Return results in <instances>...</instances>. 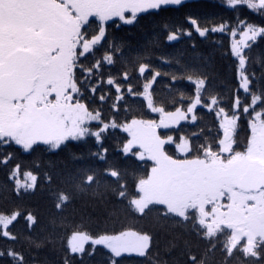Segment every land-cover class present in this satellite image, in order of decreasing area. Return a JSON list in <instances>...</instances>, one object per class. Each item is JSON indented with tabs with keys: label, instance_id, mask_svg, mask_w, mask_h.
<instances>
[{
	"label": "snow or ice",
	"instance_id": "obj_1",
	"mask_svg": "<svg viewBox=\"0 0 264 264\" xmlns=\"http://www.w3.org/2000/svg\"><path fill=\"white\" fill-rule=\"evenodd\" d=\"M186 2L0 0V145L14 144L31 153L47 146L49 151L59 152L73 141L87 142L95 138L100 150L91 155L106 160L105 134L110 128H122L128 133L122 145L123 153H131L145 164L151 162V167L135 175L134 194L128 191L121 171L111 166L106 168L105 173L116 178L117 187L113 192L118 198L127 200L139 214L151 211L150 206H163L160 212L163 219H179L180 223L190 225L198 236L210 241L226 237L222 247L227 255L231 256L240 246L238 250L243 255L258 258L264 251V92L251 93V103L242 102L238 95L229 97L232 102L226 110L220 106L225 102L222 95L208 90L206 74L193 75L186 67L180 75L164 73L142 63L147 56H137L130 63L124 55V49L129 47L127 42H117L109 32L116 23L114 18L125 25H135L141 14L159 13L168 6L182 8ZM226 3L232 9L244 5L264 18V0H226ZM184 20L190 25L189 29L182 25L170 28L166 37L169 42L185 36L192 39L194 33L207 37L229 30L223 17L200 18L186 14ZM239 23H245L246 30L239 41L231 44L230 55L238 61L240 87L249 92L244 49L249 47V41L254 42L264 35V26L237 20ZM230 31L235 37L236 30ZM105 62L111 67L117 63L121 65L115 75L107 72V84L115 85V96H105L100 91ZM136 69L141 75L148 73L143 78L142 92L131 86ZM162 76H168L171 81L187 79L194 86L191 95L180 92L181 106L174 111L156 106L152 89L157 78ZM97 92L100 93L98 97ZM125 93L142 95L147 109L158 113L159 119L129 114L123 123H117L115 117L122 110L120 101ZM97 99L101 102L112 100L108 106L112 116L93 107ZM172 103L175 106L176 101ZM201 105L215 111L219 117L218 131L212 140L194 142L162 131L173 128L189 116L197 120L195 110ZM242 120L250 130L244 142L237 135ZM93 122H96L95 127ZM169 145H174L180 155L170 154ZM14 159L15 154L8 153L0 162L8 165ZM20 169V163L16 162L12 175H18ZM36 169L26 173L23 183L15 180L17 194L21 189L34 190L40 179L51 183L50 172L41 171L39 165ZM94 186L95 189L100 186V173L90 168L79 170L72 188L56 193L57 207ZM18 217L36 223L31 213L26 216L19 210L7 215L0 213L4 237L17 239L9 226ZM89 241L108 249L111 264H117L116 258L125 253L144 256L152 245L153 235L132 227L98 236L76 230L68 239V247L72 253L82 254ZM3 256H11L14 264H28L23 253L14 249L0 250V257ZM65 264H70L67 257ZM188 264H204V260L190 255Z\"/></svg>",
	"mask_w": 264,
	"mask_h": 264
},
{
	"label": "trees",
	"instance_id": "obj_2",
	"mask_svg": "<svg viewBox=\"0 0 264 264\" xmlns=\"http://www.w3.org/2000/svg\"><path fill=\"white\" fill-rule=\"evenodd\" d=\"M186 14L200 18L223 17L229 30L211 33L207 37L194 33L192 39L185 36L169 42L166 37L170 28L182 25L184 29H189L190 25L184 20ZM237 20L264 26V18L244 5L232 9L226 0H187L182 8L168 6L165 11L159 13L141 14L139 22L135 25L116 21L115 25L109 28V32L116 37L117 42H127L129 47L124 49V55L130 63L134 62L137 56H147V59L141 62L148 63L164 73L174 72L180 75L186 67L193 75L206 74L208 90L220 93L225 100L220 106L228 110L232 102L229 97L238 95L242 102L251 103V93L264 92V35L254 42L249 41V47L244 49L250 91L246 92L240 87L238 61L230 55L231 44L235 38L230 30L244 29L246 24H237ZM109 24L112 25V22ZM166 24L168 28L165 27ZM99 55L98 52L97 56ZM120 68L119 63L111 67L105 62L102 69L105 76L100 88L105 96L116 94L115 85L107 84V72L111 71L115 75ZM147 75V72L139 74L136 69L131 80L132 88L142 92L143 78ZM138 85L141 87L137 88ZM152 92L156 106H164L166 111H174L175 107L181 106L180 92L185 96L191 95L194 86L187 79L171 81L168 76H162L157 78ZM99 94L97 92L96 96ZM173 101H176L175 106ZM111 103L110 99L107 102L97 99L93 107L102 109L107 116H112V112L108 110ZM184 103L186 106V101ZM120 107L122 110L115 117L117 123H123L125 116L129 114L144 119L159 117L158 113L147 109L142 95L125 93ZM257 107L259 108V105ZM125 108L127 111L123 110ZM195 114L197 120L193 121L189 116V119L181 121L166 133L174 137H187L194 142L212 140L218 131L219 117L215 111L202 105L197 106ZM95 124L96 122H93V127ZM249 132L247 124L242 120L237 133L239 140L244 142ZM105 137L103 147L108 149L106 160L91 155L100 150L95 138H89L87 142L73 141L59 152L49 151L47 146L31 153L14 144L0 145V161L5 154H15L12 163L5 165L0 162V213L10 214L19 210L25 216L31 213L36 218V223L33 224L26 218L18 217L13 225L9 226L12 235L17 237L15 240L4 237L3 228L0 227V250L14 249L23 253L28 264H65L66 257L70 264H111V253L103 245L88 244L84 253H72L68 247L69 237L76 230L98 236L132 227L151 233L152 245L144 256L136 253L123 254L116 258L117 264H188L190 255L202 258L204 264H264V251L255 258L243 255L238 246L229 256L222 247V241L226 237H221L219 241H210L198 236L190 225L180 223L179 219H163L160 216L163 206H150L151 211L146 210L145 214L136 213L127 200L114 194L113 189L117 187L116 178L106 174L104 170L111 166L121 171L127 180L128 191L134 194L135 175L143 174L145 169L150 170L151 162L145 164L131 153H123L122 145L126 142L128 134L121 128H110ZM16 162L20 163L21 169L14 177L12 170ZM36 165L40 166L41 171L51 173V183L40 179L34 190L21 189L17 194L15 180L27 179L26 173L35 172ZM89 168L100 173L99 188L95 189L94 186L85 193L77 194L71 202L57 207L56 193L71 189L78 171ZM243 243L242 241L241 244ZM0 264H14V260L11 256H3L0 257Z\"/></svg>",
	"mask_w": 264,
	"mask_h": 264
},
{
	"label": "rangeland",
	"instance_id": "obj_3",
	"mask_svg": "<svg viewBox=\"0 0 264 264\" xmlns=\"http://www.w3.org/2000/svg\"><path fill=\"white\" fill-rule=\"evenodd\" d=\"M114 19H117V22H121L118 18H114ZM121 23H123V22H121ZM244 30H246V28H244V29H241V30H236V36H235V38L233 39V42L234 41H239L241 38H242V33H243V31ZM152 119H155V120H158L159 119V117H157V118H152ZM122 129V128H121ZM123 130V129H122ZM163 132H167L168 131V129L167 130H162ZM128 134V133H127ZM171 146H169L168 148H167V151L168 152H171ZM175 149V148H174ZM173 149V150H174ZM137 149H134V151H136ZM173 153L175 154V155H180L178 152H176V151H173ZM172 153V154H173ZM22 183H23V181H21ZM5 215H7V214H5ZM110 234H115V233H110ZM90 236H92V235H90ZM88 244H91V245H93V246H95V244H93L91 241H89L88 243H86L85 244V247L88 245Z\"/></svg>",
	"mask_w": 264,
	"mask_h": 264
},
{
	"label": "flooded vegetation",
	"instance_id": "obj_4",
	"mask_svg": "<svg viewBox=\"0 0 264 264\" xmlns=\"http://www.w3.org/2000/svg\"><path fill=\"white\" fill-rule=\"evenodd\" d=\"M115 21H117V19H115ZM110 22H111V21H110ZM110 22H109V23H110ZM169 146H171V147H172V148H171V152H169L170 154H172V153H173V151H175V149H174L175 147H174V145H169ZM173 149H174V150H173ZM173 154H174V153H173Z\"/></svg>",
	"mask_w": 264,
	"mask_h": 264
}]
</instances>
